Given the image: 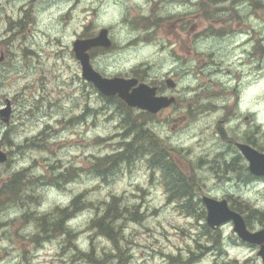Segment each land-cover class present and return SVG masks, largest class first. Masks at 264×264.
I'll return each mask as SVG.
<instances>
[{
  "label": "rangeland",
  "instance_id": "rangeland-1",
  "mask_svg": "<svg viewBox=\"0 0 264 264\" xmlns=\"http://www.w3.org/2000/svg\"><path fill=\"white\" fill-rule=\"evenodd\" d=\"M121 1L72 0L60 8L33 6L23 12L18 0H0V109L10 103L8 122L0 118V149L8 156L0 163V183L19 171L38 180L28 185L27 205L14 203L0 212V264H87L76 247L93 250L95 261L108 253L104 264H219L221 258L250 264L249 251L236 245L230 223L219 230L222 246L209 252L215 233L206 234L204 219L186 215L178 203L168 201L160 171L150 169L144 158L104 177L97 175L101 158L121 146L126 109L117 100L109 103L82 78L72 43L104 26L113 44L94 52L98 71L111 76L137 73L151 83H164L166 77L177 82L176 103L146 126L194 176L198 197L237 195L230 203L245 214L250 206L264 208V192L256 196L251 187L238 184V167L226 163L235 150L228 140L264 131V79L250 93L241 92L245 100L239 111L233 93L217 95L223 87L218 81L233 78L225 70L232 69L229 61L234 58L221 54L227 35L218 32L214 4L194 0L182 12V18L193 21L189 37L183 39L170 25L175 11L169 4L154 6L158 20L151 24L141 21L139 0ZM263 60L237 55L233 70L259 78L264 69L256 72L252 65H264ZM63 176L66 181H61ZM77 196L82 203L69 221L72 237L57 233L33 242L36 227L27 213L49 212ZM113 196L141 214L136 221L126 218L116 236L122 258L110 240L90 227ZM248 218L251 224L264 222L263 214Z\"/></svg>",
  "mask_w": 264,
  "mask_h": 264
},
{
  "label": "trees",
  "instance_id": "trees-1",
  "mask_svg": "<svg viewBox=\"0 0 264 264\" xmlns=\"http://www.w3.org/2000/svg\"><path fill=\"white\" fill-rule=\"evenodd\" d=\"M105 99L109 103L117 100L126 109L122 117L125 133L120 148L102 157L101 162L97 163V175L104 177L106 172L114 173L121 165H129L138 158H144L150 169L160 171L168 201L178 203L177 206L186 215L203 219L205 208L197 196V190H199L197 182L194 176L187 174L180 163L172 157L170 149L162 143L157 133L146 126V122L153 116L146 112H138L134 115L135 110L124 105L117 98ZM63 177L61 181H66L67 176ZM37 181L32 180L31 177H24L20 171L5 178L0 183V212L15 206L14 203L27 205L31 191L28 185L37 183ZM80 203L82 201L77 196L68 205L55 206L49 212L39 213L37 210H31L27 213L36 227L32 241L49 240L57 233L67 235L68 238L72 237L69 221L80 211ZM140 216L138 210L129 211L126 204L121 203L120 198L113 196L106 203L105 210L97 218L91 220L90 227L97 229L101 235L110 240L116 246L113 251H119V257L122 258V249L119 247L120 243L117 244L116 236L123 232L122 223L126 218L136 221L140 219ZM203 226L207 229L205 224ZM73 246L76 245L73 244ZM76 250L79 256L87 261V264H104L108 257V253L104 252V256H100L99 260L95 261L93 250L82 252L77 247Z\"/></svg>",
  "mask_w": 264,
  "mask_h": 264
},
{
  "label": "flooded vegetation",
  "instance_id": "flooded-vegetation-1",
  "mask_svg": "<svg viewBox=\"0 0 264 264\" xmlns=\"http://www.w3.org/2000/svg\"><path fill=\"white\" fill-rule=\"evenodd\" d=\"M20 2L19 9L23 12L29 11L30 8L33 6H39L42 10L46 9L48 6H56L60 8L61 5L64 3L65 0H18ZM121 1V0H120ZM199 1V0H197ZM204 4L205 3H213L215 6V14L218 16L215 22L217 23L218 32H221L223 35H227V40L224 41L221 54L224 59L234 58L233 60L229 61L230 66L232 69L228 68L225 72L228 75H232L233 78L223 77L220 79V84L223 86L220 93L217 92L219 97H222V93L224 90H228L233 93L235 98V105L237 110L239 111L241 103L244 102L245 96H242L241 92L249 91L253 86L260 84L261 81L264 79V73L262 77L256 78L255 75L257 73H243V74H235L236 65L235 63V56L237 55H244L245 57L253 58V62L257 56L263 57L264 59V0H200ZM122 2V1H121ZM169 4L172 7V10L175 11L174 15L170 16V25L174 29L175 36L183 34V39L189 37L190 34H186L189 30L193 28V21L192 18L185 19L182 18V12L186 11L192 7V3L194 0H139L138 5L142 11L140 12V19L142 22L149 21L151 24H154L158 19L156 18L154 6L162 4ZM122 5V3H121ZM263 11V13H261ZM151 13L150 16L147 18V14ZM207 14L205 10H203ZM154 14V15H153ZM159 18V17H158ZM211 20V19H210ZM188 26V28H187ZM172 34V32H171ZM94 35V34H92ZM88 36H79V37H90ZM221 40H224L221 38ZM256 39L258 42H256ZM94 49L90 50L93 51ZM264 64V60L262 61ZM247 65H252L248 63ZM252 69L256 70V72L261 71L264 69V65L256 64L252 65ZM224 72V70H223ZM174 79L173 77H170ZM177 83V82H176ZM174 89H167L164 83L155 84L157 85V94L162 95H171L175 93ZM224 84L228 86H224ZM248 93V95H250ZM175 96V102L177 101V96ZM252 101H254L252 95ZM224 102V99L223 101ZM260 135L261 138H257ZM235 146V150L233 151L232 158L227 160L226 162L235 163L238 167L237 169V182L243 186H249L252 190L255 191L256 196L259 194L261 196L262 192H264V175H255L253 174L248 168L247 160L241 155L238 145H247L259 153L264 154V131L259 132L257 130H251L246 132L244 136H240L237 140H228ZM241 172V173H240ZM264 197V195H262ZM233 197V199H232ZM237 195H229L227 196V201L234 200L238 198ZM242 198V197H240ZM239 199V198H238ZM256 213V208L252 211V215ZM264 227V222H254L248 225V228L251 231H257ZM221 227H217L211 229V233L214 232L215 235L219 234L218 231ZM220 232V231H219ZM221 233V232H220ZM222 244L223 235H220V238L216 239ZM214 242L211 246H219L218 243ZM236 245L238 247H243L249 251V261L250 264H263V260L261 256L258 254L259 248L264 246V241L261 243H248L245 241H241L238 239L236 241ZM248 261V258H246ZM244 261V262H246ZM218 262V260H216ZM238 264H242L243 262H239ZM219 264H235L229 260H225L221 258L219 260ZM237 264V263H236Z\"/></svg>",
  "mask_w": 264,
  "mask_h": 264
},
{
  "label": "water",
  "instance_id": "water-1",
  "mask_svg": "<svg viewBox=\"0 0 264 264\" xmlns=\"http://www.w3.org/2000/svg\"><path fill=\"white\" fill-rule=\"evenodd\" d=\"M110 45L111 40L108 38V30L106 28H102L95 37L77 39L72 43L73 51L81 65V74L84 79L92 82L103 95H117L128 106L136 107L151 114L157 113L174 102V97L156 95L155 86H150L143 81L139 82L135 77H105L96 71L90 63L87 51L92 47H109ZM165 82L167 87H174V82L171 79L168 78ZM9 104L7 101L6 107L0 110V117L6 122L10 113ZM240 148L249 161L250 171L256 174H264V154L257 153L246 145H240ZM6 160L7 154L0 149V163ZM202 202L207 212L206 223L211 228L227 221H232L234 231L243 240L254 243L264 241V229L253 233L249 232L241 215L229 209L225 199L217 200L209 196H203ZM259 253L264 261V246Z\"/></svg>",
  "mask_w": 264,
  "mask_h": 264
}]
</instances>
